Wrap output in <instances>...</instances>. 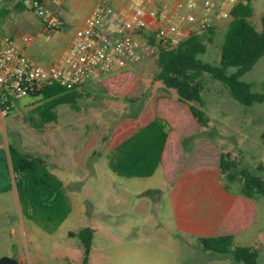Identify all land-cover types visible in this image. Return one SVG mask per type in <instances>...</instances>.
<instances>
[{
    "label": "rangeland",
    "instance_id": "374dc122",
    "mask_svg": "<svg viewBox=\"0 0 264 264\" xmlns=\"http://www.w3.org/2000/svg\"><path fill=\"white\" fill-rule=\"evenodd\" d=\"M18 1L24 0H0V7L10 10L0 12V30L13 35L20 48L25 45L20 35L32 34L33 47L44 43L50 49L51 64L97 0H41L50 11L64 9L65 27L47 33L30 5L20 8ZM210 1L208 14L216 34L210 41L206 31L200 32L208 46L200 57L219 64L220 44L229 23L220 12L230 10L233 3ZM250 2L251 20L260 28L264 0ZM173 3L165 0L160 7L168 10ZM158 71L153 55L91 79L81 87L77 107L58 105V119L43 126L37 125L40 116L34 111L40 97L26 96L7 116L0 114V144L14 143L45 158L63 180L72 204L68 217L48 233L23 216L12 192L0 193V258L8 256L21 264H82V245L70 233L89 226L95 229L89 264H236L230 255L207 251L198 237L175 229L161 167L149 177H124L111 170L109 154L140 126L136 115L147 120L160 116L170 125L168 165L175 169L216 166L222 152H231L264 177V169L259 168L264 166V101L244 106L220 81L208 76L203 109L210 122L205 127L192 116L189 104L157 80ZM242 79L252 83L254 91L264 92V55ZM254 201L255 221L234 237L233 247L259 248L256 264H264V196Z\"/></svg>",
    "mask_w": 264,
    "mask_h": 264
},
{
    "label": "trees",
    "instance_id": "16d2710c",
    "mask_svg": "<svg viewBox=\"0 0 264 264\" xmlns=\"http://www.w3.org/2000/svg\"><path fill=\"white\" fill-rule=\"evenodd\" d=\"M17 5L22 6L23 3L19 1ZM0 12L7 14L9 9L3 8ZM253 15L254 7L250 0H239L232 5L229 23L220 44L219 64L203 61L200 57L207 52L208 47L200 33L188 36L172 48H160L155 55L159 68L157 80L165 89H173L180 101L189 104L192 116L202 126L206 127L210 122L209 115L203 109L206 105L204 96L208 90V76L220 81L231 97L244 106L264 101V92L254 91L253 84L242 79L264 55V14L260 19V28L252 22ZM215 34L214 26L205 32L210 41ZM230 67L236 70L228 73ZM82 86L68 88L55 82L39 93L30 95L41 98V103L34 109L40 116L37 125L43 126L57 120L58 105L77 107L78 98L83 95ZM169 129L166 119L154 117L111 151V170L124 177L152 176L162 162ZM218 168L220 181L227 191L251 199L264 196V177L250 171L242 157L222 152ZM259 168L263 170L264 166L260 165ZM13 189L17 191L23 216L48 233L55 232L72 211L63 180L50 169L45 158L22 151L14 143H8L7 146L0 144V193ZM70 234L80 240L83 248L82 264H89L95 229L86 226ZM198 239L205 250L228 254L236 264L257 263L259 248L233 247V235L219 234Z\"/></svg>",
    "mask_w": 264,
    "mask_h": 264
},
{
    "label": "built area",
    "instance_id": "2783aa9c",
    "mask_svg": "<svg viewBox=\"0 0 264 264\" xmlns=\"http://www.w3.org/2000/svg\"><path fill=\"white\" fill-rule=\"evenodd\" d=\"M229 2L234 4L236 0ZM163 3L165 0H127L116 8L99 1L70 44L49 66L35 62L18 47L13 35L0 30V114L7 116L19 100L52 83L68 88L82 86L213 26L208 14L210 0H174L168 10L160 7ZM23 4L30 5L40 17L45 31L65 27L63 18L41 0H24ZM229 13L224 9L220 16L226 19ZM20 38L25 45L35 40L26 33Z\"/></svg>",
    "mask_w": 264,
    "mask_h": 264
},
{
    "label": "crops",
    "instance_id": "0c3cea01",
    "mask_svg": "<svg viewBox=\"0 0 264 264\" xmlns=\"http://www.w3.org/2000/svg\"><path fill=\"white\" fill-rule=\"evenodd\" d=\"M61 1L64 2L65 0ZM99 1L101 0L95 2L89 15ZM105 1L113 7L121 8L127 0ZM20 8L26 7L22 5ZM2 9L3 8L0 7V10ZM53 11L58 13L63 20H65L63 7L53 8ZM86 19L82 25L85 23ZM41 30L46 33L48 32L45 31L43 27ZM73 38L69 41L67 46ZM45 43H47V41ZM33 44L22 45L21 49L35 62L43 66H49L55 61L53 60L50 64V49L46 44H40L38 47H33ZM21 100H19L17 104L20 103ZM136 116L140 123L137 130L150 123L153 119L147 120L142 116ZM167 145L168 140L166 142L162 162L158 168L161 167L164 170L167 182L165 185L167 188L165 194L167 202L172 210L175 229L178 232L195 237H209L219 234L233 235L236 237L237 234L252 226L257 213V205L254 199L227 191L220 181L218 164L216 166L199 164L193 168L180 167L175 169L172 165L165 163ZM10 192L16 197L20 209L16 189Z\"/></svg>",
    "mask_w": 264,
    "mask_h": 264
},
{
    "label": "water",
    "instance_id": "95a60500",
    "mask_svg": "<svg viewBox=\"0 0 264 264\" xmlns=\"http://www.w3.org/2000/svg\"><path fill=\"white\" fill-rule=\"evenodd\" d=\"M0 264H21V262L14 258L4 256L0 258Z\"/></svg>",
    "mask_w": 264,
    "mask_h": 264
}]
</instances>
